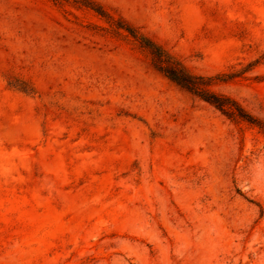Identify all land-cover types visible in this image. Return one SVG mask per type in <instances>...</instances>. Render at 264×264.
<instances>
[{
  "label": "rangeland",
  "instance_id": "374dc122",
  "mask_svg": "<svg viewBox=\"0 0 264 264\" xmlns=\"http://www.w3.org/2000/svg\"><path fill=\"white\" fill-rule=\"evenodd\" d=\"M91 1L264 123V0ZM97 26L0 0V264H264V129Z\"/></svg>",
  "mask_w": 264,
  "mask_h": 264
},
{
  "label": "trees",
  "instance_id": "16d2710c",
  "mask_svg": "<svg viewBox=\"0 0 264 264\" xmlns=\"http://www.w3.org/2000/svg\"><path fill=\"white\" fill-rule=\"evenodd\" d=\"M59 7L73 5L81 9L94 12L106 23V27L97 26L106 33L113 36H127L132 38L134 43L148 57L151 65L160 73L165 75L172 82L192 95L210 103L222 114L235 121H246L264 129V123L247 111L235 98L219 93L214 89V85L224 82L238 73L228 75L208 76L194 73L186 64L170 52L168 49L158 44L137 28L130 25L123 18H116L102 5L91 0H49ZM252 65V64H251ZM23 91H31L27 86L20 87Z\"/></svg>",
  "mask_w": 264,
  "mask_h": 264
}]
</instances>
